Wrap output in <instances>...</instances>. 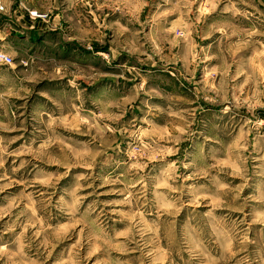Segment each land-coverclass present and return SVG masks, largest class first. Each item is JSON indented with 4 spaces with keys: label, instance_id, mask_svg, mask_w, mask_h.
<instances>
[{
    "label": "rangeland",
    "instance_id": "rangeland-1",
    "mask_svg": "<svg viewBox=\"0 0 264 264\" xmlns=\"http://www.w3.org/2000/svg\"><path fill=\"white\" fill-rule=\"evenodd\" d=\"M53 1L0 18V264H264V0Z\"/></svg>",
    "mask_w": 264,
    "mask_h": 264
},
{
    "label": "crops",
    "instance_id": "crops-1",
    "mask_svg": "<svg viewBox=\"0 0 264 264\" xmlns=\"http://www.w3.org/2000/svg\"><path fill=\"white\" fill-rule=\"evenodd\" d=\"M5 8V13L0 12V18H11L10 20L17 23L15 18H32L31 12L36 11L41 14V0H1ZM56 2L53 1V8H56ZM39 17V16H38ZM14 18V19H12ZM41 18V16L39 17ZM24 34L17 36L20 44L24 43L21 39ZM21 39V41L19 40ZM25 45V44H24ZM23 45V46H24Z\"/></svg>",
    "mask_w": 264,
    "mask_h": 264
},
{
    "label": "built area",
    "instance_id": "built-area-1",
    "mask_svg": "<svg viewBox=\"0 0 264 264\" xmlns=\"http://www.w3.org/2000/svg\"><path fill=\"white\" fill-rule=\"evenodd\" d=\"M32 14H37V12L34 11V12H32ZM0 60L2 62H5V63H8L9 64V63H11L12 58L10 56H8L7 54L0 52Z\"/></svg>",
    "mask_w": 264,
    "mask_h": 264
}]
</instances>
